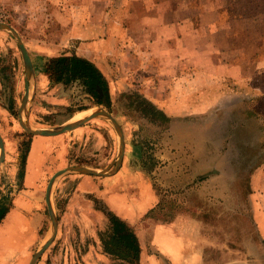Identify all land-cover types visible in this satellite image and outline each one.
Returning a JSON list of instances; mask_svg holds the SVG:
<instances>
[{"label":"rangeland","instance_id":"374dc122","mask_svg":"<svg viewBox=\"0 0 264 264\" xmlns=\"http://www.w3.org/2000/svg\"><path fill=\"white\" fill-rule=\"evenodd\" d=\"M164 2L162 22L170 45L155 52L157 59L146 52L153 25L139 20L143 0H0V23L18 31L35 60L43 46L57 47L58 52H48L58 55L53 59L65 50L73 52L77 41L68 33L77 23H93L96 16L94 23L115 36L112 46L122 49L109 60L111 108L97 104L80 82L61 86L54 73H46V81L36 73L27 107L29 123L34 129H52L75 121L81 112L108 111L125 139L122 166L109 177L126 164L149 182L159 197L152 209L159 220L147 219L168 224L179 216L191 218L211 242L198 249L204 264H264V0ZM180 40L184 51L178 56L174 48ZM25 91L18 45L11 34L0 31V134L6 152L0 194L20 187L19 175L34 138L19 121ZM138 96L163 111L168 124L148 120ZM66 134L71 141L67 167L109 173L115 169L119 139L111 123L97 119ZM79 177L84 176L67 174L55 186L74 179L71 194ZM85 199L98 209V199ZM55 200L54 188L58 234L37 264H132L104 252L100 235L110 222L102 231L97 227L89 232L80 224V215L65 206L62 210ZM172 214L175 219L169 222ZM44 231L41 246L50 237V218L42 235ZM147 237V262L142 263L140 255L135 264H169L153 252ZM151 256L156 261H150Z\"/></svg>","mask_w":264,"mask_h":264},{"label":"crops","instance_id":"0c3cea01","mask_svg":"<svg viewBox=\"0 0 264 264\" xmlns=\"http://www.w3.org/2000/svg\"><path fill=\"white\" fill-rule=\"evenodd\" d=\"M142 5L139 20H148L146 23L153 25L149 31L153 37L152 43L149 44V50L146 52L158 54L165 51L166 45H170V43H166L168 38H166L165 25L162 22L167 11L165 2L164 0H143ZM95 19L97 16L92 19L93 23L88 22L87 25L85 22L77 23L75 30L68 33L69 39L76 40L77 43L72 48L73 52L65 50L63 56L69 57L75 54L92 62L111 83L112 65L109 60L116 57L122 49L112 46L111 42L116 39L115 36L108 32L109 29L105 33L101 25L94 23ZM175 28L174 30H176ZM187 29L191 35V29ZM69 39L66 40L68 44ZM132 44L134 45L135 41ZM171 45L176 46L173 42ZM43 50L44 53L41 51V55L36 54V60L31 53L29 55L36 73L41 74L46 81V73L50 76L54 73L50 67L51 61L48 63L47 59L52 60L54 57H58V55H50L48 52H55L58 49L57 47L43 46ZM175 51L178 56L184 51L181 40L174 48ZM186 57L191 61L189 55ZM69 136L62 134L55 137H34L30 142V149L23 165L21 177L19 175L20 187L14 193L7 191L0 194V201L7 209L6 215L0 223V264H29L35 251L41 246V242H38L46 236L45 231L43 235L41 231L49 226L45 198L47 180L57 171L67 167L68 150L71 143ZM128 164L130 165V162ZM73 180L71 179L69 182L64 179L56 184L55 202L58 200L62 210L65 206L67 212L80 215L78 217L81 221L80 224L90 228L89 232L91 228L96 230L99 227L100 231L107 228L109 224L107 212H113L121 220L135 228L141 245L142 263L147 262L148 258L145 253L147 248L144 249V244L147 243L149 234L153 252L158 253L164 263L167 261L169 264H204V258L198 249L207 248L211 242L200 235L197 223L185 215L179 216L174 222L168 224L147 219L146 215L159 203V197L149 182L139 173H132L126 164L113 177H79L76 189L74 188L75 192L72 189L70 194L68 190ZM86 195L99 200V203L97 200L98 209L95 208L92 200L85 199ZM9 196L10 199H8ZM64 199L65 201H63ZM106 207L109 209L108 211ZM263 217L264 213L262 212L260 223L264 227ZM154 258L151 256L150 261H156Z\"/></svg>","mask_w":264,"mask_h":264},{"label":"trees","instance_id":"16d2710c","mask_svg":"<svg viewBox=\"0 0 264 264\" xmlns=\"http://www.w3.org/2000/svg\"><path fill=\"white\" fill-rule=\"evenodd\" d=\"M51 68L54 70V80L56 83L71 85L80 82L85 86L88 93L95 98L97 104L108 108L112 107L109 83L92 62L73 54L69 57L63 56L52 59ZM98 89L103 92L106 101L99 98ZM136 99L140 101L142 108L140 110L145 113L148 120L154 122L157 119L159 120L157 122L161 125L168 124L169 119L163 111L141 96H138ZM25 161L26 159L24 163ZM4 207L5 205L0 201V223L7 212L6 207ZM107 214L110 226L107 232L100 235L104 252L114 258L127 260L132 264L139 263L141 247L134 228L117 217L113 212H107ZM147 217L159 220V213L157 210H151L147 214ZM173 219H175L174 215L169 222H172Z\"/></svg>","mask_w":264,"mask_h":264},{"label":"water","instance_id":"95a60500","mask_svg":"<svg viewBox=\"0 0 264 264\" xmlns=\"http://www.w3.org/2000/svg\"><path fill=\"white\" fill-rule=\"evenodd\" d=\"M0 31L7 32L8 34H11L19 48V51L21 53V57L24 64V71H25V78H26V91L23 98V102L19 109V121L21 127L29 134L34 137L42 136V137H55L62 134L73 132L91 121L97 120V119H103L109 123H111L117 133L118 139H119V154L116 160V167L113 171L110 173L108 171H97L92 168L84 167V166H72L64 168L60 171H57L50 179L47 188H46V206L48 209V214L50 218V224H51V233L49 239L46 241L44 245L39 247V249L35 252L33 255L31 261L29 264H37L39 260L41 259L42 255L49 249V247L54 242L57 234H58V218L57 214L54 208L53 204V194H54V188L55 183L58 179L61 177L67 175V174H78L82 176H92V177H109L114 174H116L119 169L122 166V162L124 159V152H125V139H124V133L122 130V127L118 123V121L108 112L105 110H99L96 111L86 117H82L81 119H76L73 122H69L66 124H63L59 127L52 128V129H34L28 120L27 116V107L30 102V99L33 95V90L36 85V71L32 62V59L29 55V52L22 40V37L18 33V31L12 27L9 24L6 23H0ZM99 93V98L103 99V101L106 100L103 92L98 89L97 91ZM6 158V152H5V145L3 138L0 134V166L4 163Z\"/></svg>","mask_w":264,"mask_h":264},{"label":"bare ground","instance_id":"6f19581e","mask_svg":"<svg viewBox=\"0 0 264 264\" xmlns=\"http://www.w3.org/2000/svg\"><path fill=\"white\" fill-rule=\"evenodd\" d=\"M92 114V111H85V112H81L79 115H78V119H81L82 117H86L88 115Z\"/></svg>","mask_w":264,"mask_h":264}]
</instances>
